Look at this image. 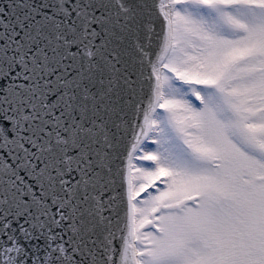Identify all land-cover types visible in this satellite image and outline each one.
<instances>
[{
    "label": "snow or ice",
    "instance_id": "obj_1",
    "mask_svg": "<svg viewBox=\"0 0 264 264\" xmlns=\"http://www.w3.org/2000/svg\"><path fill=\"white\" fill-rule=\"evenodd\" d=\"M0 264H264V0H0Z\"/></svg>",
    "mask_w": 264,
    "mask_h": 264
}]
</instances>
